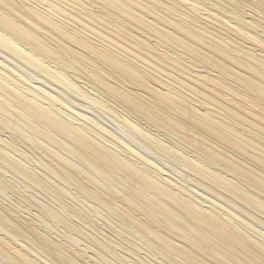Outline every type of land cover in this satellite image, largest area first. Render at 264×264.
I'll list each match as a JSON object with an SVG mask.
<instances>
[{
  "label": "bare ground",
  "instance_id": "1",
  "mask_svg": "<svg viewBox=\"0 0 264 264\" xmlns=\"http://www.w3.org/2000/svg\"><path fill=\"white\" fill-rule=\"evenodd\" d=\"M262 254L264 0H0V264Z\"/></svg>",
  "mask_w": 264,
  "mask_h": 264
},
{
  "label": "rangeland",
  "instance_id": "2",
  "mask_svg": "<svg viewBox=\"0 0 264 264\" xmlns=\"http://www.w3.org/2000/svg\"><path fill=\"white\" fill-rule=\"evenodd\" d=\"M107 123H108V122H107ZM30 154H31V153H30ZM35 154L40 156V153H38L37 151H36V153L33 154V156H34ZM36 155H35V157H36ZM41 156H42V155H41ZM5 177H6L7 179H9V180H10L9 177H11V181H13V180L15 181V180H16L15 182H17V181H18L17 179L19 178V177H17L16 175H12V173H7V174H5ZM19 180H21V179H19ZM28 189H29V188H28ZM30 190H31V187H30ZM32 190H33V188H32ZM32 190H31V191H32ZM34 190H35V189H34ZM72 190H73V192H75V189L72 188ZM38 192H39V191H38ZM9 196H10V197H9ZM11 196H12V197H11ZM13 197H14V196L11 195V194L9 193L8 196H5V195H4V197H2V198H4V200H5V199H6V200L8 199L7 202H11V203H13V204H15V205H20L21 201H20L18 198H16V197L13 198ZM9 199H10V200H9ZM6 200H5V201H6ZM103 227H104V229L106 228L105 226H103ZM108 228H109V229H108ZM108 228H106L107 231L110 230L108 233H112V234L114 235L115 233H113V229H110V227H108ZM127 237H129V236H128V235L124 236V238H127ZM127 239H128V241H130V242H133V241H134V240L132 241L131 237H130V238H127ZM119 240H120V241L123 240L122 242H124V240H126V239H122V238H120ZM128 241H126V242H124V243H128ZM139 246L142 247L141 243L139 244ZM144 247H145V246H144ZM144 247H142V250L140 251V252H141V255H142V256H145V255L147 254L148 256H150V255H151V254H150V249L147 250V248H144ZM147 255H146V256H147ZM150 257H151L152 259H155V258L152 257V256H150ZM155 261H157V262L159 263L158 259H155Z\"/></svg>",
  "mask_w": 264,
  "mask_h": 264
},
{
  "label": "snow or ice",
  "instance_id": "3",
  "mask_svg": "<svg viewBox=\"0 0 264 264\" xmlns=\"http://www.w3.org/2000/svg\"><path fill=\"white\" fill-rule=\"evenodd\" d=\"M254 264H256V262H254ZM258 264H264V254H262L261 259L258 262Z\"/></svg>",
  "mask_w": 264,
  "mask_h": 264
}]
</instances>
